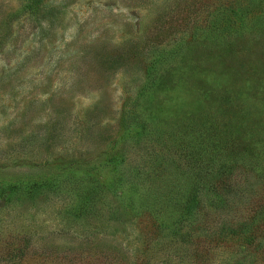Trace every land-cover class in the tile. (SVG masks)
Masks as SVG:
<instances>
[{"label": "rangeland", "instance_id": "rangeland-1", "mask_svg": "<svg viewBox=\"0 0 264 264\" xmlns=\"http://www.w3.org/2000/svg\"><path fill=\"white\" fill-rule=\"evenodd\" d=\"M248 5L249 0H0V185L41 179L50 168L70 173L74 165L82 182L89 173L106 179L109 175L102 174L119 175L122 168L133 174L139 169L144 181L134 179L129 187L145 190L147 178L163 169L161 163L155 167L157 160L174 159L188 170L186 157L179 151L175 155L166 138L158 141L152 124L138 128L136 106L150 82L152 58L158 55L153 48L163 51L169 42L166 51L184 53L190 39L176 46L171 31L187 22L205 37L214 14L234 19L236 11H247ZM231 26L232 31L238 28L234 22ZM248 43L241 52L232 46L227 53L230 61L247 54V73L235 74L233 86H225L239 100L234 106L225 101L219 111L221 95H211L210 107H205L207 122L217 124L220 141L227 145L216 151L219 156L231 150L224 131L236 128L247 101L261 108L264 119V54ZM196 54L186 57L196 72L203 64H217L191 59ZM249 77L253 79L246 80ZM193 94L203 97L199 90ZM190 115L197 117V112ZM138 129L142 134L136 143L133 134ZM263 130L264 124L253 130L257 138L248 137L253 148L239 147L242 159L232 182L240 192L233 197L236 209L224 215L243 217L248 225L259 215L253 208L264 203ZM114 153L126 161H111ZM245 154L257 156L248 170L242 167ZM19 196L21 201H15V194L9 202L0 199V264H141L146 257L156 264L161 259L147 246L157 238L165 248L170 243L157 234L150 219L114 200V207L101 205L96 217L75 219L65 211L71 199L62 202L60 195L50 193L33 199ZM210 212L215 220L221 217ZM255 227L254 242L247 246L234 237V244L225 248L194 252L190 250L200 243L194 238L193 244H185L183 264H264V220ZM18 250L21 256L9 259Z\"/></svg>", "mask_w": 264, "mask_h": 264}, {"label": "trees", "instance_id": "trees-1", "mask_svg": "<svg viewBox=\"0 0 264 264\" xmlns=\"http://www.w3.org/2000/svg\"><path fill=\"white\" fill-rule=\"evenodd\" d=\"M245 9L247 11H236L234 19L226 18L223 12L214 14L212 25L208 30L210 33L205 37L198 35L199 29L196 26L191 28L188 26L189 23L183 22L187 25L182 29L183 25H180L179 31L170 32L176 33L171 39L176 46L187 45L185 40L187 38L191 41L184 47L186 51L179 55H176L172 49L166 51L165 47L169 42L164 44L163 51L153 48L156 37L153 40L154 44L150 46L158 52V55L152 58L150 82L141 94L142 101L136 106L135 112L140 125L138 128L142 129L145 124H152L158 141L166 138L172 143L170 145L174 148L175 155H178L179 151L186 157L188 170L175 165L174 159L157 160L155 167L161 163L162 171L155 170L149 179L147 178L149 176H146L149 180L148 185L145 190H141L137 186L129 187V182L132 180L142 181L145 178L139 169L132 174L122 168L119 169V175L102 174L104 177L109 176L105 177L106 179L98 176L99 180L91 173H84L87 175L82 182L77 176L78 168L74 165L70 166L72 174L67 173L65 168L62 171L66 174L56 173L50 168L46 170L47 176L41 179L31 178L0 185V199L4 198V201L9 202L10 195L13 194L16 197L15 201L20 200L19 195L33 199L41 194L50 193L53 196L57 194L63 198L62 202L71 199L65 211L75 219L98 216L103 208L101 205L108 208L112 200L118 204H125L134 214L150 219L157 234L163 235L170 241L166 248L160 241L158 242V238L147 246L149 252L158 253V258L161 260L156 264H183L185 244H193L191 242L194 238L200 240L197 247L193 250L187 247L194 252L197 249L211 251L212 247L225 248L228 244H234L233 240L237 237L240 246L251 245L254 242V228L257 227L255 223L264 220V203L259 206L260 209L253 208L254 215L258 212L259 215L251 217L252 221L249 225L246 221L242 222L243 217L230 219L224 215L236 209L237 203L234 202L233 197L240 190H235L232 175L242 159L239 156L243 150L239 147L245 146L244 144L252 147L253 141L248 137L257 138L253 130L263 127L264 119L260 117L261 110H259L261 108L246 102V113L242 116L238 115L240 122L235 123L236 128L224 131L230 139L232 148L227 152L228 154L224 153L222 156L216 153L221 147L227 148L224 141H220L222 130L218 129L213 120L207 122L208 119L205 118V107H210L211 95H221L219 111L225 101L234 106L233 103L240 98L239 95L230 96L231 90L225 89V86H233L235 74L245 75L249 69V62L245 53L237 54L238 58L230 61L227 53L231 52L232 46L241 52L250 41L257 46V52L264 54V0H249L248 8ZM233 22L238 26L234 31L231 30ZM210 43L213 49L217 50L211 49ZM192 53L197 54L190 57L191 59L199 58L203 63L216 61L217 64L212 68H204L203 64L200 73L196 72L197 68L191 64V60L186 61V57L191 56ZM252 79L249 77L246 80ZM195 90H199L203 97L195 96L193 94ZM194 111L197 112V117L190 115L194 114ZM253 115L255 117L250 119ZM139 129L133 134L136 143L141 139L138 138L142 134ZM214 138L219 141L213 142ZM245 147L250 150L249 147ZM261 148L264 149V144ZM115 155L114 153L111 161L116 163L126 161L120 155L115 158ZM245 155L246 164L242 167L248 170L250 160L256 159L257 156ZM126 167L130 169L128 165ZM106 170L102 171L106 172ZM129 174L133 176L130 177ZM6 192L8 193L5 194ZM106 198L107 203L104 202ZM210 211L221 217L216 215L218 219L211 218ZM12 254H14L13 258L10 256L9 259H14L17 255L21 256L22 250ZM139 262L150 264V258H142Z\"/></svg>", "mask_w": 264, "mask_h": 264}]
</instances>
